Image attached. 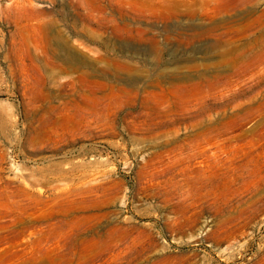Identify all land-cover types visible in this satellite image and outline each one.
<instances>
[{
	"label": "rangeland",
	"instance_id": "374dc122",
	"mask_svg": "<svg viewBox=\"0 0 264 264\" xmlns=\"http://www.w3.org/2000/svg\"><path fill=\"white\" fill-rule=\"evenodd\" d=\"M0 264H264V0H0Z\"/></svg>",
	"mask_w": 264,
	"mask_h": 264
}]
</instances>
